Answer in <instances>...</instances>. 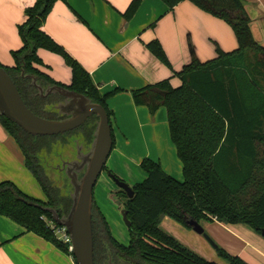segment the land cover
Returning <instances> with one entry per match:
<instances>
[{
	"label": "trees",
	"instance_id": "trees-1",
	"mask_svg": "<svg viewBox=\"0 0 264 264\" xmlns=\"http://www.w3.org/2000/svg\"><path fill=\"white\" fill-rule=\"evenodd\" d=\"M66 0H36L25 10V21L18 26L22 47L13 51V67L0 66L16 84L24 102L37 116L62 119L55 105L62 97L39 95L44 89L62 86L102 105L111 118L107 97L100 95L90 74L66 49L44 31L54 5ZM173 10L186 0H162ZM200 10L227 23L236 36L238 49L201 63L195 57L177 75L179 87L171 79L133 92L137 106L154 114L166 109L170 135L182 163V181L168 175L161 165L145 159L147 178L133 187L134 198L124 206L132 225L128 245L119 242L94 200L93 233L95 264H218L208 261L165 232V218L188 230L193 220L201 225L219 222L225 226L243 225L259 235L264 230V47L255 39L244 0H187ZM142 0H133L124 12L126 21L137 13ZM156 23L151 28H155ZM150 53L172 69L161 43L146 45ZM44 49L60 56L71 70L72 83L62 85L39 69L50 70L38 55ZM37 85H34L33 82ZM98 118L89 127L56 137H33L0 116L5 131L20 148L27 168L46 195V201L29 196L12 182L0 183V217H6L52 243L73 257L51 228L54 209L66 217L72 206V188L64 193L48 176L41 154L49 152L56 139L82 131L92 145ZM113 136V133H112ZM90 145V147H91ZM89 151V149H88ZM44 162V161H43ZM68 179V178H67ZM69 180V179H68ZM70 183V180H69ZM218 255L227 264H248L221 247ZM74 259V258H73Z\"/></svg>",
	"mask_w": 264,
	"mask_h": 264
},
{
	"label": "crops",
	"instance_id": "crops-1",
	"mask_svg": "<svg viewBox=\"0 0 264 264\" xmlns=\"http://www.w3.org/2000/svg\"><path fill=\"white\" fill-rule=\"evenodd\" d=\"M35 1L0 0V63L3 66H14L8 53L22 47L16 27L25 21V10ZM132 1H59L44 25V31L85 68L100 95L107 97L106 104L112 115L110 121L114 143L109 158L113 161L118 156L129 160L133 155L130 154L131 149L140 133L148 144L158 123H161L166 132L164 111H159L155 123L150 126L148 108L135 104L134 91L167 79H171L173 87H179L181 80L175 73H181L194 57L205 64L218 57L217 48L225 53L238 49L232 28L190 1H183L170 10L162 0H142L135 16L126 21L123 14ZM244 1L253 21L254 37L264 47V0ZM155 23L156 27L151 28ZM153 40L161 43L172 69L162 64L146 48ZM38 55L50 67V70L39 67L41 71L48 73L62 85H71L72 73L63 59L44 50H39ZM165 132L169 156H156L152 150L139 156L144 154L145 159L159 163L168 175L181 180L182 163H178ZM160 155L163 156L161 153ZM1 182H12L29 196L46 201V195L27 168L16 141L0 122ZM202 226L219 247L233 256L240 257L248 264H264L262 235L243 225L225 226L214 222ZM161 227L201 257L216 262L215 255L200 239L192 235L193 230L184 228L170 218H165ZM216 263L227 264L224 260ZM0 264L76 263L72 256L52 243L26 232L9 218L0 217Z\"/></svg>",
	"mask_w": 264,
	"mask_h": 264
},
{
	"label": "water",
	"instance_id": "water-1",
	"mask_svg": "<svg viewBox=\"0 0 264 264\" xmlns=\"http://www.w3.org/2000/svg\"><path fill=\"white\" fill-rule=\"evenodd\" d=\"M33 83L37 85L35 81ZM38 90L43 99L51 95H59L66 99L64 104L56 107L62 119L49 120L35 115L24 102L10 75L0 66V116L5 117L33 137L65 135L81 128L91 117L98 118L94 140L89 151L82 154L79 150L80 162L70 164L66 171L73 188L72 206L68 215L62 218L54 209H47L52 214L53 221L58 226L67 229L72 240V255L75 263L95 264L94 191L113 150L110 117L102 105L93 103L86 96L62 86H52L47 89L38 86ZM80 172L82 174L79 176ZM115 182L129 199L134 198L132 187L117 179ZM116 204L121 207V215L126 227L130 228L132 223L128 218V210L118 199ZM188 225L196 234L203 236L214 249H218V244L207 234L200 223L191 220ZM262 236L264 237V230Z\"/></svg>",
	"mask_w": 264,
	"mask_h": 264
},
{
	"label": "rangeland",
	"instance_id": "rangeland-1",
	"mask_svg": "<svg viewBox=\"0 0 264 264\" xmlns=\"http://www.w3.org/2000/svg\"><path fill=\"white\" fill-rule=\"evenodd\" d=\"M18 27H16V34L20 41L22 42L19 33ZM44 50V49H40ZM46 51V50H44ZM49 52V51H47ZM51 53V52H49ZM53 54V53H51ZM56 55V54H53ZM8 57L12 63H14V59L12 56V52L8 53ZM54 57H58L62 59L60 56L56 55ZM1 64V63H0ZM5 64V63H4ZM2 65V64H1ZM3 66V65H2ZM6 67V66H4ZM108 100V99H107ZM160 110H163L166 117V132L164 131L163 127H161V123H158V128H154L152 132V136L149 137V143L147 144L145 139L142 138V133H140V137L134 143L133 149H131L130 154H133L129 160L118 156L117 158L112 159L109 158L106 167L101 174L94 191V200L101 211V213L105 216L112 235L122 244H128L130 241V234L129 230L126 227L122 215H121V207H119L116 202L117 199L122 202L124 205L125 201L127 200V195H124V198L118 196V186L115 182V179L122 181L129 185L130 187H134L136 184L142 183L146 178V172L142 168V163L145 160V155L139 154L148 152L152 150L156 156L160 157H167L169 149L165 144V134L167 133L168 140L172 144L173 151L176 153V158L178 163L181 164L176 152V147L172 142L170 131H169V124L166 109L164 107H160L154 114L149 112L150 122L149 125L152 126L155 123V118L157 117ZM97 123V121H95ZM92 124L91 120L87 122V126ZM82 131L73 134L71 136H65L64 139L58 138L56 141L53 142L51 149H48L49 152L43 151L41 154L42 157V165L45 164L46 161L50 162L52 166L60 165L62 162H68V160H73L75 157L77 145L73 142L74 138H77L79 142H81L78 147H80L84 142V137H82ZM91 145V144H90ZM89 145V147H90ZM90 149V148H89ZM78 151V150H77ZM160 153L163 155L161 156ZM159 154V155H158ZM169 156V155H168ZM44 161V162H43ZM44 166V165H43ZM46 172L48 176H50L54 183L63 190L64 193L70 192L72 188L70 187L69 180L67 179L66 175H60L57 171L53 169L46 168ZM184 179L183 171H182V181ZM35 196V195H34ZM41 198V197H40ZM207 224V223H204ZM192 235L198 239H200L206 246L209 251L215 255L216 262L223 261L222 258L218 255L216 249H214L205 239L203 236L196 234L195 232L191 231ZM211 237V235H209ZM213 239V237H211ZM215 240V239H213ZM216 242V241H215ZM220 246V245H218Z\"/></svg>",
	"mask_w": 264,
	"mask_h": 264
},
{
	"label": "flooded vegetation",
	"instance_id": "flooded-vegetation-1",
	"mask_svg": "<svg viewBox=\"0 0 264 264\" xmlns=\"http://www.w3.org/2000/svg\"><path fill=\"white\" fill-rule=\"evenodd\" d=\"M66 102V99H64V98H62L61 99V102L60 103H58V104H56L55 105V107H57V106H59L60 104H64ZM57 110V109H56ZM62 117V116H61ZM65 118V117H64ZM94 117H91L88 121H90L91 120V122H92V119H93ZM87 121V122H88ZM87 122L82 126V127H84L86 124H87ZM94 124V122L89 126V127H91L92 125ZM81 127V128H82ZM81 128H79V129H81ZM78 129V130H79ZM77 131V130H76ZM78 132H80V131H78ZM77 132V133H78ZM82 134V137H84V142H83V144L80 146V147H78V145H80L81 144V142H79V140H77V138H74V140H73V142H75V145H77V149H76V153H75V157H74V159L72 160H68V162L66 161V162H62L60 165H56V166H52L51 165V163L50 162H47L46 161V164H47V166L50 168V169H53L54 171H57L60 175H66V177H67V169H68V167H69V165L70 164H72V163H74V162H80L79 161V150L81 151V153L82 154H86L87 152H88V149L90 148L89 147V143H88V141L86 140V137H85V135H84V133L82 132L81 133ZM78 150V151H77ZM64 164H65V166H64ZM82 173L80 172L79 173V176L81 175ZM117 194H118V196H120V197H122V198H124V195H126V193L123 191V190H121V189H119L118 188V191H117Z\"/></svg>",
	"mask_w": 264,
	"mask_h": 264
},
{
	"label": "built area",
	"instance_id": "built-area-1",
	"mask_svg": "<svg viewBox=\"0 0 264 264\" xmlns=\"http://www.w3.org/2000/svg\"><path fill=\"white\" fill-rule=\"evenodd\" d=\"M51 228L54 230L55 235L57 236L58 240L63 242L69 247L70 253H72V240L67 232V229L64 227L58 226L56 223H51Z\"/></svg>",
	"mask_w": 264,
	"mask_h": 264
}]
</instances>
